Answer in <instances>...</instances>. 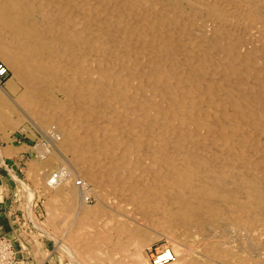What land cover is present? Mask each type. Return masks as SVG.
I'll list each match as a JSON object with an SVG mask.
<instances>
[{
	"label": "bare ground",
	"instance_id": "bare-ground-1",
	"mask_svg": "<svg viewBox=\"0 0 264 264\" xmlns=\"http://www.w3.org/2000/svg\"><path fill=\"white\" fill-rule=\"evenodd\" d=\"M0 60V133L58 130L31 177L74 261L165 237L169 264H264V0H0Z\"/></svg>",
	"mask_w": 264,
	"mask_h": 264
},
{
	"label": "rangeland",
	"instance_id": "rangeland-1",
	"mask_svg": "<svg viewBox=\"0 0 264 264\" xmlns=\"http://www.w3.org/2000/svg\"><path fill=\"white\" fill-rule=\"evenodd\" d=\"M0 62L4 63L2 60H0ZM10 86L11 87L16 86L15 88L19 89L20 90V91L18 90L19 92H22L24 90V87H23L22 83L14 76V73L11 70H10V73H9V77L2 84H0V96H2L4 99L7 98L9 100V98H11L12 100L13 99L16 100L17 99V94H15V93L10 91ZM50 89L51 90H49V94L51 96H53L57 100H60V101L63 100V95L59 92V88L58 87H53V88H50ZM19 115H21V116H19ZM15 121L22 122V123H21L20 128L18 130H16L15 132H13L12 135L13 136L14 135H18V137H20L19 140L21 141V143L24 144L25 147H27L26 148V152L29 154V155H27V160H26V163H25V166H24V175H22L21 179L19 180L20 181L19 183L21 185L20 190L22 192V197L24 199V202L27 203V206H28V202H29V198H28L29 196L26 194V190L24 188V185L25 186H29V189L33 193V205L34 206L32 208V212L31 213H30V210H29L31 218L34 220V222L36 223L37 227L38 228L40 227L39 229L41 231H43L44 235L47 233L45 236L48 239H54L55 240V242L57 244V250L64 257L65 261L68 264H80L82 260L83 261H82L81 264H83V262H86L88 260L86 256H84L83 254H80L78 256L79 258L77 259V262H76V261L73 260V257L70 256L69 253L64 252L59 247V244L57 243V239L61 238L58 235V231L56 230L57 229L56 228L57 225L59 226L60 223H62V224L66 223V225L64 224V226L66 228H68L72 224L73 219L69 218V219H67L65 221L62 219L64 222L62 220H59V219H58V221L53 220L52 216H51L52 212L50 210H51V207L53 206V202L51 203V201L53 200V197L55 195L54 191L49 192V191H46L44 189V187L37 186L33 182L32 177H31L32 166L37 161H40L39 163L45 162L46 159L51 155V154H48V156H46V157L43 156L42 150L43 149L51 150L49 147L52 146L53 141L48 138L49 137L48 135H50V134L51 135H53V134L54 135L55 134L59 135L58 132H57L58 130L56 129V125H53V124L52 125H48L49 127L46 126L47 128L43 127V126H40L41 124L38 123V121H36V119H34L33 117H31L28 114L27 115L14 114L13 115V122H15ZM5 130H9V129L6 128ZM49 140H51L52 142L49 141ZM49 143H50V145H49ZM42 145H44V146H42ZM52 153H55V152L52 151ZM55 154H57L58 158H62L63 157V159H65V160H71L72 159L71 155H69L68 153H65V152H59L58 151ZM61 166L63 167V165H61ZM56 171L57 170H54L53 172L56 173ZM78 181H82V180L78 178ZM89 186H90L89 189H94L93 185H89ZM50 194H51L52 197L50 196ZM90 197L91 198H90L88 204L86 203V208H90V206H91L90 210L93 209V208H98V206L100 205L99 199L94 194L92 196H90ZM58 203H59L58 206L59 205H63V206L66 205L65 202H62V201H60V202L58 201ZM62 210L66 211V210H64V208L61 209L60 211H62ZM49 216H50V218H49ZM102 217H105V220H103L104 218H102ZM101 221H103V222H101ZM107 221L108 220L106 219V216H104L103 214H99L96 219L91 220V222H92L91 225L96 228L97 225L105 224V222H107ZM84 222L85 221H83V223ZM94 231H95V229H94ZM166 240L167 239L165 237H162V238H160L158 240H155L154 242L149 244L148 247H146L145 254H146L149 262H151V256H150L151 254H150L149 250L151 248H153L154 250H157L158 248L167 245V243H168L167 241L168 240L167 241ZM187 248L190 251L194 250L193 246H188ZM116 252L117 253L111 252V253H109V256L104 258L105 256L104 255L101 256V253H99L100 255L95 253V249H94V251L92 250L91 252H89L88 255H91L93 257H95V255H98V257H96L95 259L100 264H113V263L117 264V262H119L120 260H124V261L126 260V263L127 262L128 263H132L133 259L131 258V256H132V254H134V250H133L132 247L129 250L128 254L127 253H119L118 251H116ZM122 254H126V255H122ZM129 254H131V256ZM127 255H128V257L130 259H128ZM92 264H94V263H92ZM118 264H120V263H118ZM219 264H231V263H219Z\"/></svg>",
	"mask_w": 264,
	"mask_h": 264
},
{
	"label": "crops",
	"instance_id": "crops-1",
	"mask_svg": "<svg viewBox=\"0 0 264 264\" xmlns=\"http://www.w3.org/2000/svg\"><path fill=\"white\" fill-rule=\"evenodd\" d=\"M19 139L10 130L0 134V238L14 244L17 264H68L55 240L37 227L22 197L19 180L29 154Z\"/></svg>",
	"mask_w": 264,
	"mask_h": 264
},
{
	"label": "built area",
	"instance_id": "built-area-1",
	"mask_svg": "<svg viewBox=\"0 0 264 264\" xmlns=\"http://www.w3.org/2000/svg\"><path fill=\"white\" fill-rule=\"evenodd\" d=\"M9 69L0 62V84H2L9 77ZM153 264H169L174 261L173 255L165 250L164 246L154 250H149ZM16 250L14 244L5 238H0V264H17Z\"/></svg>",
	"mask_w": 264,
	"mask_h": 264
}]
</instances>
